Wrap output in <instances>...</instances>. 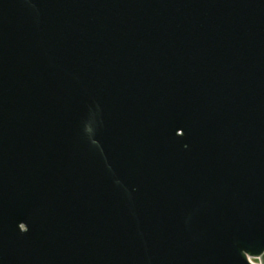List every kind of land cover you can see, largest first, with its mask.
I'll list each match as a JSON object with an SVG mask.
<instances>
[{
    "label": "water",
    "instance_id": "water-1",
    "mask_svg": "<svg viewBox=\"0 0 264 264\" xmlns=\"http://www.w3.org/2000/svg\"><path fill=\"white\" fill-rule=\"evenodd\" d=\"M0 264H264V0H0Z\"/></svg>",
    "mask_w": 264,
    "mask_h": 264
},
{
    "label": "rangeland",
    "instance_id": "rangeland-1",
    "mask_svg": "<svg viewBox=\"0 0 264 264\" xmlns=\"http://www.w3.org/2000/svg\"><path fill=\"white\" fill-rule=\"evenodd\" d=\"M251 261L254 262V263H256V260H254V259H251Z\"/></svg>",
    "mask_w": 264,
    "mask_h": 264
}]
</instances>
